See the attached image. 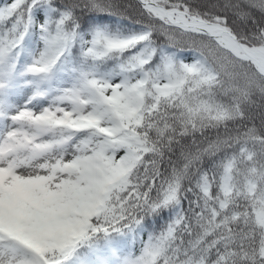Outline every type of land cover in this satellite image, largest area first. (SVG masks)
<instances>
[{"label":"snow or ice","instance_id":"6c2138e0","mask_svg":"<svg viewBox=\"0 0 264 264\" xmlns=\"http://www.w3.org/2000/svg\"><path fill=\"white\" fill-rule=\"evenodd\" d=\"M0 264H264V0H0Z\"/></svg>","mask_w":264,"mask_h":264},{"label":"trees","instance_id":"16d2710c","mask_svg":"<svg viewBox=\"0 0 264 264\" xmlns=\"http://www.w3.org/2000/svg\"><path fill=\"white\" fill-rule=\"evenodd\" d=\"M121 2L124 4H134L135 0H121ZM185 55H187V53Z\"/></svg>","mask_w":264,"mask_h":264}]
</instances>
